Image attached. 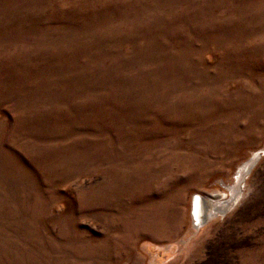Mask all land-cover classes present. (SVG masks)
<instances>
[{"label": "rangeland", "instance_id": "1", "mask_svg": "<svg viewBox=\"0 0 264 264\" xmlns=\"http://www.w3.org/2000/svg\"><path fill=\"white\" fill-rule=\"evenodd\" d=\"M263 145L264 0H0V264H264Z\"/></svg>", "mask_w": 264, "mask_h": 264}, {"label": "bare ground", "instance_id": "2", "mask_svg": "<svg viewBox=\"0 0 264 264\" xmlns=\"http://www.w3.org/2000/svg\"><path fill=\"white\" fill-rule=\"evenodd\" d=\"M263 151L264 145L262 148L253 151L251 156L238 166L233 177L236 183H239V185L240 183L242 184V182L250 173L255 161L259 156L262 155ZM240 189L241 188L239 187L237 191L235 190L229 200H207L206 198L204 199L201 195L196 194L198 198L196 197L195 202L192 203L193 216L195 222L202 223L204 220H206L208 216L212 214L225 212L227 207L233 204L239 198L241 193Z\"/></svg>", "mask_w": 264, "mask_h": 264}]
</instances>
